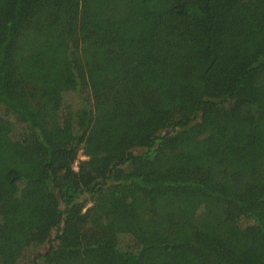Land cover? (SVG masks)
<instances>
[{"label":"trees","instance_id":"1","mask_svg":"<svg viewBox=\"0 0 264 264\" xmlns=\"http://www.w3.org/2000/svg\"><path fill=\"white\" fill-rule=\"evenodd\" d=\"M0 264H264V0H0Z\"/></svg>","mask_w":264,"mask_h":264},{"label":"rangeland","instance_id":"2","mask_svg":"<svg viewBox=\"0 0 264 264\" xmlns=\"http://www.w3.org/2000/svg\"><path fill=\"white\" fill-rule=\"evenodd\" d=\"M4 126H5V125H4ZM5 127L7 128V125H6ZM39 249H40V250H41V249L43 250V249H44V247H40Z\"/></svg>","mask_w":264,"mask_h":264},{"label":"built area","instance_id":"3","mask_svg":"<svg viewBox=\"0 0 264 264\" xmlns=\"http://www.w3.org/2000/svg\"><path fill=\"white\" fill-rule=\"evenodd\" d=\"M74 169H77L76 164L74 165Z\"/></svg>","mask_w":264,"mask_h":264}]
</instances>
